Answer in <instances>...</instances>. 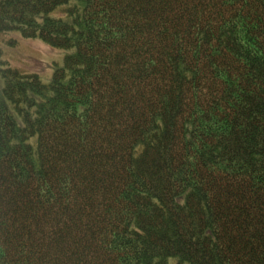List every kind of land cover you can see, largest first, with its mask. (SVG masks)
Instances as JSON below:
<instances>
[{"label":"trees","instance_id":"1","mask_svg":"<svg viewBox=\"0 0 264 264\" xmlns=\"http://www.w3.org/2000/svg\"><path fill=\"white\" fill-rule=\"evenodd\" d=\"M0 264H264V0H0Z\"/></svg>","mask_w":264,"mask_h":264},{"label":"rangeland","instance_id":"2","mask_svg":"<svg viewBox=\"0 0 264 264\" xmlns=\"http://www.w3.org/2000/svg\"><path fill=\"white\" fill-rule=\"evenodd\" d=\"M4 43L11 41L5 49V61L23 72H35L45 81L52 75L51 65L60 63L63 54L45 46L41 41L21 39L15 34L3 35Z\"/></svg>","mask_w":264,"mask_h":264}]
</instances>
